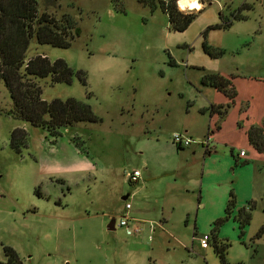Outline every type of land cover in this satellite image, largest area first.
<instances>
[{
  "label": "rangeland",
  "instance_id": "374dc122",
  "mask_svg": "<svg viewBox=\"0 0 264 264\" xmlns=\"http://www.w3.org/2000/svg\"><path fill=\"white\" fill-rule=\"evenodd\" d=\"M202 1L185 7L203 10L173 32L166 13L137 0H37L39 13L71 15L79 34L67 48L32 38L26 59L62 58L85 73L84 84L76 74L70 84L38 79L42 99L75 97L99 120L54 137L6 113L11 99L0 80V262L10 247L22 264H221L217 240L227 244L228 264H264V155L241 164L245 156L232 151L235 165L228 149L204 153L202 141L219 119H210L200 81L207 72L232 75L235 92H255L243 108L254 117L264 111V0ZM237 9L242 18L232 17ZM222 18L229 25L204 35L223 50L211 58L202 31ZM22 125L27 140L16 150L10 133ZM177 132L188 146L172 142ZM134 169L140 176L130 182L125 173ZM230 189L236 205L214 232ZM125 202L142 224L134 235L117 225ZM243 206L251 219L240 234L234 215ZM203 234L206 248L196 237Z\"/></svg>",
  "mask_w": 264,
  "mask_h": 264
},
{
  "label": "trees",
  "instance_id": "16d2710c",
  "mask_svg": "<svg viewBox=\"0 0 264 264\" xmlns=\"http://www.w3.org/2000/svg\"><path fill=\"white\" fill-rule=\"evenodd\" d=\"M148 5L151 10L159 7L167 15L168 28L173 32L184 31L197 13L203 7L193 12L180 10L177 0H137ZM201 2H203L201 0ZM241 7H247L242 3ZM233 18H242L240 9L231 12ZM230 20L222 18L219 24L208 25L202 31V51L211 58L219 57L223 50L208 44L204 38L205 33L218 27L229 25ZM79 34V27L73 17L63 14L56 18L53 14L43 11L38 12L37 0H0V80L4 82L11 99V107L6 113L17 119L29 122L31 125L41 126L50 135H60V130L81 121L96 122L99 118L93 113L89 104L75 98L66 97L42 99L41 87L38 79L49 78V84H70L76 74L83 84L85 73L81 70L72 69L62 58L48 59L43 54H35L26 59V51L30 40L35 38L39 44H50L55 47L67 48ZM232 75L224 76L218 72H207L201 77L203 86H212L228 97L230 103L234 102L236 92L232 84ZM229 103L210 104L207 107L209 115L217 114L218 119L224 117ZM215 128H219L217 123ZM212 130L206 132V136ZM248 143L258 152L264 153V119L260 124H252L246 130ZM27 132L22 127H15L10 133V146L16 150L26 144ZM234 164L237 165V159ZM246 163V160L241 164ZM236 205L233 190L228 191L223 214L217 217L212 224L213 231L230 218ZM251 213L249 208L239 207L234 215L240 234L249 224ZM263 230L261 226L255 237ZM226 243L213 242V250L221 264H228L225 258ZM7 260L0 264H22L16 252L5 247ZM149 264V263H148Z\"/></svg>",
  "mask_w": 264,
  "mask_h": 264
},
{
  "label": "crops",
  "instance_id": "0c3cea01",
  "mask_svg": "<svg viewBox=\"0 0 264 264\" xmlns=\"http://www.w3.org/2000/svg\"><path fill=\"white\" fill-rule=\"evenodd\" d=\"M198 7H199V3H197L196 8ZM220 74L224 75L223 73ZM204 91L206 94L205 95L206 107H208L210 104L229 103L228 97H226L222 92L218 91L215 88L206 86ZM254 94L255 92L253 91L247 92V94H242L240 91L236 92V95L234 97V102L231 103L224 117L219 119V122L217 123L219 125V128H215L214 125L215 131L212 130L211 134L209 135V142L207 145H204L205 146L204 153L210 155L213 153L215 154L217 151H222L225 153L226 149H228L229 152L235 150L239 151L242 149L245 150V155H244L245 157L243 156L245 158L244 160L254 155L257 156L260 154L264 155L262 153L255 152L254 148H252V146L248 143L246 136V130L249 128L250 125L260 124L261 120L264 119V111L261 110L259 112L258 117H254L252 114H250L249 111L250 108L248 107L243 108L242 106L244 102L249 101L250 98L254 99L255 97ZM214 115L216 114L209 116L210 119L213 120ZM19 127H24V125ZM237 157L239 156L237 155ZM122 198L126 199L127 195L123 196Z\"/></svg>",
  "mask_w": 264,
  "mask_h": 264
},
{
  "label": "built area",
  "instance_id": "2783aa9c",
  "mask_svg": "<svg viewBox=\"0 0 264 264\" xmlns=\"http://www.w3.org/2000/svg\"><path fill=\"white\" fill-rule=\"evenodd\" d=\"M181 9L184 10L185 7ZM172 142L176 144L178 147H185L190 144V139L186 137L185 135L177 132L172 135ZM208 142H209V135L205 136L204 140L202 141V144L207 145ZM237 155L239 157H243L245 155L244 150L242 149L239 150ZM139 176H140V172L137 169H134L131 172L125 173V178L130 182H136ZM130 207L131 205L129 202L124 203V213H122V215L120 216L117 225L123 227L128 235H134L141 231L142 224L140 221L129 216ZM197 238H198L200 247L205 248L208 246L209 237L207 234H203L201 236H198Z\"/></svg>",
  "mask_w": 264,
  "mask_h": 264
},
{
  "label": "bare ground",
  "instance_id": "6f19581e",
  "mask_svg": "<svg viewBox=\"0 0 264 264\" xmlns=\"http://www.w3.org/2000/svg\"><path fill=\"white\" fill-rule=\"evenodd\" d=\"M181 8L188 7L192 8L195 6L197 0H177Z\"/></svg>",
  "mask_w": 264,
  "mask_h": 264
},
{
  "label": "water",
  "instance_id": "95a60500",
  "mask_svg": "<svg viewBox=\"0 0 264 264\" xmlns=\"http://www.w3.org/2000/svg\"><path fill=\"white\" fill-rule=\"evenodd\" d=\"M115 228V219L112 217L109 222L107 223V229L113 230Z\"/></svg>",
  "mask_w": 264,
  "mask_h": 264
}]
</instances>
